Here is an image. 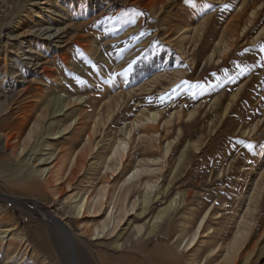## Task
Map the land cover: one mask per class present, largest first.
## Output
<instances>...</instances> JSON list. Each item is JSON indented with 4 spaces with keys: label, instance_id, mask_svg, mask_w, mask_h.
<instances>
[{
    "label": "rangeland",
    "instance_id": "374dc122",
    "mask_svg": "<svg viewBox=\"0 0 264 264\" xmlns=\"http://www.w3.org/2000/svg\"><path fill=\"white\" fill-rule=\"evenodd\" d=\"M42 27L64 28L62 39L32 33ZM262 30L264 0H17L13 17L0 21V134L16 135L35 118L39 126L23 152L0 149V219L9 220L0 230H13L0 264L14 251L12 264H221L250 222L239 263L251 255L248 264H264ZM23 32L30 36L18 38ZM52 99L77 102L58 117ZM152 112L160 113L157 141L150 145L146 127L129 137ZM77 117L52 140L55 120L62 129ZM94 128L95 152L70 185L66 166V191L55 196L34 161L51 151L77 155ZM120 140L128 152L113 161ZM140 168L153 172L131 179L126 201V181ZM106 182L101 216L81 218L75 206ZM122 205L129 213L120 228L103 231ZM54 218L70 227L74 256Z\"/></svg>",
    "mask_w": 264,
    "mask_h": 264
},
{
    "label": "bare ground",
    "instance_id": "6f19581e",
    "mask_svg": "<svg viewBox=\"0 0 264 264\" xmlns=\"http://www.w3.org/2000/svg\"><path fill=\"white\" fill-rule=\"evenodd\" d=\"M155 2H157V1L153 2L154 6H155ZM38 5L39 6H37V8L43 7V8H40L41 10H45L47 8L46 7L47 2H39ZM31 12L33 13L34 11L32 10ZM45 12H47V11H45ZM36 15H40L37 18H40V19L43 18L40 13H37ZM28 16H31V15L28 14ZM21 19H22V17H17L16 19H14V23H13V27H12L13 29L19 27V25L21 24ZM186 31L187 30L183 31V33H185ZM63 32H64V28L59 29V28H51V27H44V28L42 27V28H39L38 30H36L32 33L35 35L37 34V36H43L45 39L51 40V39H62L61 36H62ZM263 32L264 31L262 30V32L260 34H262ZM13 35H14L13 33H9V34H7L6 38H10V37L12 38ZM29 36H30V33H27V32H23V33H20L17 35V37L21 38V39L28 38ZM224 51H226V49ZM1 52L2 51L0 50V55H1ZM20 54L21 53L19 52L18 55H20ZM45 70H46V67H45ZM76 102L77 101H75V100L63 101L61 99H58L56 101V99H52L50 102V105L48 106L49 108L48 107L47 108L51 110L54 107L55 110L53 111L54 112L53 115L58 113L57 116L60 117V116L66 115L69 110H72L73 109L72 106ZM48 109L45 110L46 116L51 115V113L48 112L49 111ZM41 117L42 116H40L39 119H41ZM159 117H160V113L152 112L150 115L147 116L146 122H143L144 120L143 121L142 120H135L132 124L131 129L128 131V136L130 137L132 132L135 131L136 128L146 127L149 131L150 130L152 131V133L149 132L148 134H146L149 137V143L151 145V142L157 141V140H155V138L159 135V133L157 131L158 127L156 125ZM80 121H81V119L79 117H77L72 121V123L65 125L64 127H62V129L61 128L57 129V128H54L57 125V120H55L51 124V126H52V128H51L52 134L51 135L55 136L54 139H52V140H57L61 136L66 135L72 127L75 128L76 126H78ZM168 123H169V121L166 122V124H168ZM30 124H31V122L26 123L24 128L21 129V132L17 133L16 135L12 136V134H11V136L7 137V136H3L2 134H0V149L10 151L12 154L18 153L17 150H19V148L21 146H23L25 141L31 136V133H32L31 131L34 129V127L39 126V121H38V119L36 120V118H35L33 125L31 124L32 125L31 127H30ZM22 127H23V125H22ZM95 132H96V128L93 129V131H92L93 134L88 135L89 139L84 144L82 149L77 153V155L75 153H72L71 156H69V158H68V156H66V155H55L54 152L51 151L47 154H44L42 157H40L34 161L35 167L37 168L35 170V174H37L36 176L44 181L46 187H48L50 190H52L54 192L55 196L58 194L62 195L66 191V188L63 186L64 178L66 177V171H67L66 166L71 163V169H72L70 171L71 178H67V180H66V184L70 185L71 182L75 179V176L77 174H81V172L83 171V166L85 167L84 163L87 160V158H89L95 152V150L97 148V145H95L96 140H94ZM151 134H153L152 136H154L155 138L154 137L152 138ZM52 146L53 145H51V143L49 141V142H47L46 146L44 147V150L49 151V148H52ZM128 147H129V143L127 141H121L120 140L118 142V144L113 148V153H112L110 159L113 161H114V159L122 161L124 159L126 153L128 152ZM19 151H20V153L23 152V148L20 149ZM169 151H170V146H168L167 149L165 150L166 155H168ZM157 161L158 160H153L152 162H157ZM43 165H46V167H42ZM114 172L115 171H113L112 173H114ZM152 172L153 171L150 168H144V169L140 168L136 172L133 173V175L128 179V181H126L127 188H126L125 196H124L126 198V201L129 200L128 197L131 193V190L135 187L134 184L128 185V183L131 181V179L141 177L144 174H149ZM32 181H34V182L37 181V178H36V180L33 179ZM149 183L146 184L145 187L147 189V195L150 197L151 194L153 193L155 187L152 186L151 183L150 184ZM104 185L105 186L101 187L98 194L96 195V197H94L92 199V201H90V197H87V198L81 199L80 202L75 206V208L78 212V215L81 218L88 216L87 213H93V217L101 216L103 206L105 205L104 199L106 198V196L108 194L107 189L110 187V183L106 182ZM259 193H260V191L258 190L255 197H254V205L257 203V198L259 196ZM69 198H71V197H69ZM125 206L122 205L120 207H113V209H112V211L108 217L107 223L103 226V231H110L112 234L117 232V230L120 228L121 224L123 223L125 216L127 215V213H129V211L127 210L128 205L126 206L127 208ZM169 207L171 208L172 204ZM135 208H136V204H133L131 206V213L132 214H135L134 213ZM167 210H169V208H167ZM54 220L60 226L61 231H62L64 238H65V241L67 242L68 248L70 249V251L72 252V255L74 256L73 253L75 251V244H74V239L71 235L70 227L65 223L64 218L60 219V220L54 218ZM204 221H205V218L201 222L200 227H199L198 232H197V235H195L194 238L192 239L190 246H192L195 243V241L197 240V238L199 236V232H200L201 228L203 227ZM251 223L252 222L244 223L242 225V228H240L238 233L235 235L231 244H229L227 246V249H226L227 252L223 256L221 264H240L239 261L241 259V252L247 243V240H248V237L250 234L249 232H250V229L252 228ZM8 224H9V220L4 219V218L0 219V226H6ZM136 230H137L136 232H137L138 236L141 235L143 232V228L141 226L136 227ZM12 232H13L12 229H3L2 231L0 230V234H3V236L0 235V247L3 246V243H4L3 238L9 237V235ZM19 254L20 253L18 251H14V253L10 255V257L8 258V261L5 264H12L13 259L18 257ZM250 259H251V255H248L244 259L243 264H248ZM74 264H77L76 259H74Z\"/></svg>",
    "mask_w": 264,
    "mask_h": 264
},
{
    "label": "built area",
    "instance_id": "2783aa9c",
    "mask_svg": "<svg viewBox=\"0 0 264 264\" xmlns=\"http://www.w3.org/2000/svg\"><path fill=\"white\" fill-rule=\"evenodd\" d=\"M16 5L17 0H0V21L11 19Z\"/></svg>",
    "mask_w": 264,
    "mask_h": 264
}]
</instances>
